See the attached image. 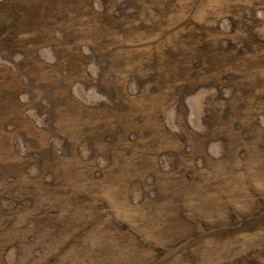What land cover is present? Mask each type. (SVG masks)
<instances>
[{
  "label": "rangeland",
  "instance_id": "1",
  "mask_svg": "<svg viewBox=\"0 0 264 264\" xmlns=\"http://www.w3.org/2000/svg\"><path fill=\"white\" fill-rule=\"evenodd\" d=\"M36 1L0 12V264H264V0Z\"/></svg>",
  "mask_w": 264,
  "mask_h": 264
},
{
  "label": "trees",
  "instance_id": "2",
  "mask_svg": "<svg viewBox=\"0 0 264 264\" xmlns=\"http://www.w3.org/2000/svg\"><path fill=\"white\" fill-rule=\"evenodd\" d=\"M43 1L47 2L49 0H42L41 5H43ZM36 2H37L36 0H1L0 12L4 13L5 20H8L9 24H11L13 20L12 27L15 24L14 27L15 31L22 30L28 28L25 25L28 26L32 25V19L34 21L36 8L38 7L40 8V10L37 12L38 19L40 21L41 16H43L42 18L45 19V15H47V11L50 7L55 6L56 8L58 6L56 1H54L53 3L48 2L49 3L48 8L45 9V13H44L43 9H41V7L36 4ZM57 10L60 11V8H58ZM5 20L0 16V23H4ZM41 25L42 26L40 30L43 28L45 29L44 22L42 23L41 21ZM6 39H10V38L6 37Z\"/></svg>",
  "mask_w": 264,
  "mask_h": 264
}]
</instances>
